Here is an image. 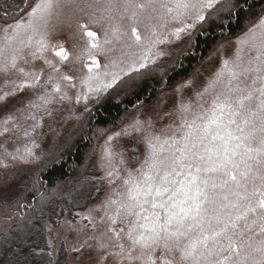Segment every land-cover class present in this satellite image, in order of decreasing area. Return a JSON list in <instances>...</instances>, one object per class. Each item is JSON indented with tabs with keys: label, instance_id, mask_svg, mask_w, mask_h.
I'll return each instance as SVG.
<instances>
[{
	"label": "snow or ice",
	"instance_id": "6c2138e0",
	"mask_svg": "<svg viewBox=\"0 0 264 264\" xmlns=\"http://www.w3.org/2000/svg\"><path fill=\"white\" fill-rule=\"evenodd\" d=\"M246 3L20 0L5 5L0 23V107L25 91L32 97L5 115L0 135L18 131L21 118L35 122L33 131L40 127L36 112L51 116L48 105L57 98L71 101L63 89L76 88L77 79L83 89L76 92L77 103L90 98L99 102L102 94H111L109 90L134 92L153 70L150 65L166 54L162 45L185 36L190 40L193 30L221 13L239 18ZM17 15L8 22L9 16ZM252 16L256 18L249 19L234 41L214 49L209 57L211 61L219 56L214 71L205 75L197 69L177 86L179 95L170 108L162 99L159 111L154 109L156 119L138 111L120 132L107 137L101 156V167L107 168L101 179L115 186L99 205L72 213L80 218L77 223L87 221L79 229L64 221L84 236L73 252L86 251L95 264H264V5ZM73 22L88 38L74 58L55 39L63 24ZM229 48L231 55L226 56ZM85 55L90 64L82 61ZM98 55L106 62L101 64ZM37 60L43 63L39 69L20 66V61L28 65ZM76 62L82 67L64 70ZM12 72L18 79H9ZM165 120L157 129L156 122ZM23 136L31 132L25 128ZM120 136L136 137L144 145L142 158L138 150H130L126 160L124 152L112 146ZM36 147L34 140L23 151L3 147L0 168L12 167L8 161L29 162ZM9 183L3 181L4 187ZM37 184L38 180L34 188L41 202L55 195L40 192ZM22 197L18 193L17 199L0 205L5 224L0 264H29L31 253H25L22 244L10 246L16 239H10V233L22 232L23 224L16 222L12 228L18 213L8 208H23Z\"/></svg>",
	"mask_w": 264,
	"mask_h": 264
},
{
	"label": "rangeland",
	"instance_id": "374dc122",
	"mask_svg": "<svg viewBox=\"0 0 264 264\" xmlns=\"http://www.w3.org/2000/svg\"><path fill=\"white\" fill-rule=\"evenodd\" d=\"M19 2L20 0H0V8H5V5L10 6L18 4ZM8 9H11V7ZM20 15H22V13ZM2 18L4 17L0 18V23H3ZM18 18L19 15L14 18H8V22L12 23L14 22V19ZM93 30L97 31L99 34V28H94ZM194 31L195 30H193V32ZM236 36L222 39L186 77L178 81L170 88L160 90L156 97L149 103L140 104L128 111L116 126L109 127L104 131L99 132L93 142L85 168L80 176L74 180L72 185L69 184V186L60 187L52 197L53 203H51L45 211L43 221L45 251L53 264H95L94 260H88L86 258V251L83 254L72 251L73 246H78V241L83 240L84 236L83 234H78L77 231L70 228L64 223V221H72L75 228L79 229L80 224H86L87 221H80V223H77L80 218L78 216H74L72 213L83 211L85 207L99 205L104 197L110 193L111 187L115 186H109L106 179H101L105 176L107 168L106 165L101 167V156L103 154L102 149L105 145L107 137L113 133L120 132L127 121L138 111L143 113L145 117L151 115L153 116V119H156L154 109L159 111L157 108L158 103L161 102L162 99L168 100L169 103L167 107L170 108L172 106L171 101L179 95L175 92L177 86L187 80L197 69H200L205 75L214 71L219 65V56L213 57L210 61V55H212L214 49H216L220 43L227 40L234 41ZM55 39L63 42L65 48L73 54L74 58L75 55L80 53L81 48L86 45L88 38L81 35L73 22L70 26L66 23L63 24L60 30L55 34ZM188 41L189 38L185 36L180 40H173L169 44L162 45L161 47L164 49L166 54L161 56L157 60L156 64L150 65V67L153 68L157 65H163L166 62L175 60L179 54L185 51L184 49ZM48 55L52 57L51 53ZM225 55H231L230 48L226 50ZM97 60H99L101 64L106 62L105 58L101 55L97 56ZM82 61H86L89 64L91 63V61L87 59L86 55L82 57ZM20 66L25 67L26 69H31L33 67L39 69L43 66V63L42 61L37 60L34 64L25 65L23 61H20ZM73 66L76 69H79L82 67V62H76L74 65L69 64L64 70L68 71V69ZM84 71L86 72L87 69H84ZM80 74L81 73L78 71L75 73L77 77L80 76ZM9 79H18V76L15 72H12L9 74ZM200 79L202 80L203 77ZM2 80L3 74H0V83H2ZM76 85V88H68L65 86L63 89L68 92L69 96L72 97L71 101H60L57 98L52 104L48 105V109L52 112L51 116H48L43 110L36 112L37 119L40 121V127H37L34 131L32 130L31 125L35 122L21 118L19 121L21 128L18 131H13L7 135H0V154L3 153V147H7L9 152H12L17 147H20L21 151H23V146L25 144H30L33 140L35 141V144L39 145V147L33 149L35 158H32L29 162L22 163L17 161L13 163L12 161H8L12 164V167L7 170L0 168V202L6 203L11 201L16 196L21 179H25L28 175H32L35 172H40L41 169L54 158L61 146L63 147L68 140L70 141V138L74 133L80 130L82 131L91 111L108 95V93L102 94L99 102H97L94 98H90L87 102L82 99L80 103H77L75 100L76 92L83 89L80 85L79 79L76 80ZM115 93L117 94V99L124 96V93ZM185 94L191 95L190 90H186ZM30 97H32V93L25 91L21 95L10 98L6 106L0 107V122L3 121L8 112H12L15 107L21 106V100ZM16 115L19 114L16 113ZM41 117H43V119H40ZM167 122V120L163 122L157 121L156 128L158 129L162 123ZM25 128L31 132L30 137L26 138L23 136ZM112 146H114L117 151H123L126 160L129 158L130 150H138L137 154L141 156V158L144 152V145L142 143H137L136 137H114ZM129 166L134 165L129 164ZM5 180L10 182L8 187H4L3 185V181ZM117 183H119V181ZM98 227L100 230H103L102 225H99ZM96 234L98 235V233ZM89 243L94 242L89 241ZM49 253H51V255H49Z\"/></svg>",
	"mask_w": 264,
	"mask_h": 264
},
{
	"label": "trees",
	"instance_id": "16d2710c",
	"mask_svg": "<svg viewBox=\"0 0 264 264\" xmlns=\"http://www.w3.org/2000/svg\"><path fill=\"white\" fill-rule=\"evenodd\" d=\"M262 5L264 0H247V3L243 4V11L239 18L235 14L229 16L227 13H221L218 19L214 18L203 27L198 26L187 42L185 51L175 60L153 67L134 92L124 94L122 98L117 99V94L110 91L111 94H108L91 111L82 131L74 133L70 141L68 140L69 143L66 142L63 147L61 146L54 158L40 172L38 171V174L35 172L20 180L19 189L11 201L17 199L18 193H23L19 203L25 206L23 208L9 207L8 212L18 213L12 228H16V222L22 221L23 231L10 233V239L16 237L10 246L16 247L22 244L24 252L31 253L29 264H53L45 251L43 231L44 214L53 200L51 198L41 202L34 188L36 181H39L36 185L39 191L46 194L56 192L60 187L72 185L84 170L93 142L100 131L116 126L128 111L140 104L149 103L160 90L170 88L186 77L218 42L224 38L236 36L245 29L249 19L256 18L252 16V13L260 14ZM7 11L11 13L12 9ZM4 16L5 8H0V18ZM9 18L13 17L9 16ZM3 204L0 202V205ZM4 227L3 211L0 209V240L3 239ZM2 250L3 245H0V251Z\"/></svg>",
	"mask_w": 264,
	"mask_h": 264
}]
</instances>
